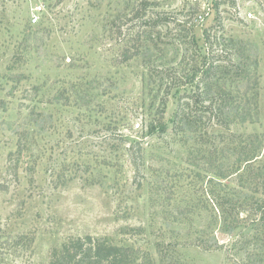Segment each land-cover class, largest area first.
<instances>
[{"label":"rangeland","instance_id":"374dc122","mask_svg":"<svg viewBox=\"0 0 264 264\" xmlns=\"http://www.w3.org/2000/svg\"><path fill=\"white\" fill-rule=\"evenodd\" d=\"M211 26L252 47L260 119L179 131L176 92L157 112L168 81L120 53L144 30L156 70L181 76ZM263 169L264 0H0V264H48L89 234L151 264H264Z\"/></svg>","mask_w":264,"mask_h":264},{"label":"trees","instance_id":"16d2710c","mask_svg":"<svg viewBox=\"0 0 264 264\" xmlns=\"http://www.w3.org/2000/svg\"><path fill=\"white\" fill-rule=\"evenodd\" d=\"M144 1L147 4V0ZM189 21L183 22L185 26L181 29L187 31L186 36L189 35L191 42H196L195 32L192 28L186 27L185 23ZM138 25L142 26V24ZM148 25L151 26L152 22L149 21ZM217 28L211 26L205 30L204 46L208 51L202 54L197 50L194 51L189 70L181 76L170 77L166 72L170 69L164 71L158 67L159 70H156L154 60L149 57L147 51H150L151 48L148 47L151 43L158 42L151 34L146 35L144 30L142 32L137 30V39L133 38L132 44L125 46L120 53L121 62L137 57L145 58L149 79L159 75L160 79L163 76V79L168 81V86L164 82L162 84L165 88L159 105L163 104V106L157 112L158 114L165 112L170 93L176 92L178 105L173 121L179 131L204 129L203 113L205 118L209 115L207 118L209 121L214 120L220 126L229 127L236 123H255L260 119L258 105L260 79L257 75L258 63L252 59V47L245 41L224 37L222 33L218 35L220 30ZM149 82L153 83L152 80ZM160 91L162 88H157V99L162 93ZM148 128L150 134H155L158 131H166L167 124L158 121V124L153 123ZM23 138L24 135L21 134L17 149L19 153H22L26 147ZM254 142L255 140L248 141L239 151L237 160L244 161L249 166L258 160L259 155ZM134 144L129 147L131 161L136 172L140 173L145 164L144 147L139 141H135ZM256 176L260 177V174ZM1 189L4 188L0 185ZM140 257L143 259L140 260ZM48 264H151V262L124 245L89 234L71 237L60 247H54L49 252Z\"/></svg>","mask_w":264,"mask_h":264},{"label":"built area","instance_id":"2783aa9c","mask_svg":"<svg viewBox=\"0 0 264 264\" xmlns=\"http://www.w3.org/2000/svg\"><path fill=\"white\" fill-rule=\"evenodd\" d=\"M39 9H41V7L39 8ZM38 16L37 15H35V17H34V19L32 20L34 23H37L38 22Z\"/></svg>","mask_w":264,"mask_h":264}]
</instances>
